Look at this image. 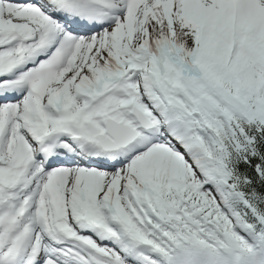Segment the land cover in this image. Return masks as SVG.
Returning <instances> with one entry per match:
<instances>
[{
    "label": "snow or ice",
    "instance_id": "6c2138e0",
    "mask_svg": "<svg viewBox=\"0 0 264 264\" xmlns=\"http://www.w3.org/2000/svg\"><path fill=\"white\" fill-rule=\"evenodd\" d=\"M0 264H264V0H0Z\"/></svg>",
    "mask_w": 264,
    "mask_h": 264
}]
</instances>
